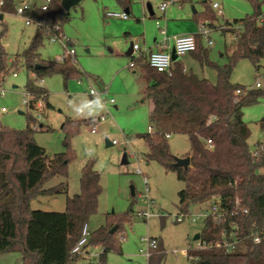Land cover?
Listing matches in <instances>:
<instances>
[{
    "label": "trees",
    "instance_id": "obj_1",
    "mask_svg": "<svg viewBox=\"0 0 264 264\" xmlns=\"http://www.w3.org/2000/svg\"><path fill=\"white\" fill-rule=\"evenodd\" d=\"M117 2L122 6L129 5L128 0ZM251 2L254 6L252 15L227 21L221 27L233 38L223 53L228 59L226 64L219 65L210 60L202 37L195 35L196 49L190 53L202 67L215 68L216 83L191 70L186 71L179 59L173 61L171 75L151 67L147 57L136 60L140 69L141 100H151L150 120L157 125L156 131L140 135L146 142L143 159L158 162L185 183L178 192L180 213L189 212L192 204L209 207L213 199H219L227 219L217 222L212 216L204 218L200 241L214 244L222 239L238 240L231 251L217 246L188 249V264H264V173L258 172L264 167V141L258 142L255 149L250 148L251 129L244 120V109L260 102L264 89L248 88L230 79L233 68L241 59H249L256 70L264 65V20L259 21L263 11L259 0ZM4 9L13 12V0H7ZM29 14L51 26L57 23L63 26L68 17L62 0H54L49 10L38 9ZM154 14L152 10L151 16ZM202 19L209 27H218L215 12L208 4ZM6 31L5 26L0 32V77L17 70L15 63L9 62L1 43ZM44 37L43 28L36 27L29 46L13 58L20 63L21 57L27 72L35 75L25 84V90L30 93L31 109L39 99L45 100L48 96L47 89L37 84L39 77L60 73L68 80L82 74L73 62L74 57L64 56L62 61L42 59L38 50ZM237 89L242 93H236ZM27 117L28 124L23 129L0 125V253L20 252L23 264H74L81 254L73 253L72 249L81 238L83 225L97 212L102 191L100 173L92 160L85 163L80 191L67 195L64 211L32 209L31 202L38 195L67 194L71 159L67 149L80 121L67 119L63 123V142L67 149L50 155L34 137L43 124L34 128L37 120L30 113ZM84 121L94 122L95 119ZM261 123L264 125V117ZM173 130L188 135L190 152L186 156H190V163L187 167L174 164L168 141ZM57 176L63 180L45 187ZM236 201L239 202L237 208ZM122 221L123 216L108 215L106 224L91 232L84 250L89 245L101 247L95 264H108L109 252L120 250L117 234L123 231ZM113 226L116 229L111 232ZM255 235L260 237L259 243L255 242ZM153 255L150 263L161 261L165 254L160 247Z\"/></svg>",
    "mask_w": 264,
    "mask_h": 264
},
{
    "label": "rangeland",
    "instance_id": "obj_2",
    "mask_svg": "<svg viewBox=\"0 0 264 264\" xmlns=\"http://www.w3.org/2000/svg\"><path fill=\"white\" fill-rule=\"evenodd\" d=\"M128 1L130 4L125 7L117 0H81L70 8L62 28L64 34L74 41L73 62L82 74L68 80L60 73L39 77L37 82L48 91L47 99H42V107L39 109L31 110L25 103V84L29 77L35 78V75L32 77L27 72L21 57L20 63L15 62L17 70L1 74L0 90L4 92L0 94V125L23 129L28 124L27 114L40 113L43 125L35 132L34 137L50 155H54L67 149L63 142V123L67 119L80 121L67 149L71 155L67 194L38 195L32 200L31 208L64 211L67 195L72 196L80 191L82 168L92 160L100 173L102 191L98 198L97 212L89 218V230L92 232L105 225L108 215L123 216V231L117 234L121 247L118 251L109 252L108 264H188V257L184 252L187 248L197 247L199 240H194L193 237L201 232L204 217L176 222L173 216L179 213L178 192L184 188L185 183L177 178L175 172L167 171L156 161L147 162L142 157L146 145L140 135L152 128L157 130V125L150 120L151 102L142 101L137 95L136 84L139 83L140 69L138 66H129L132 58L128 50L133 44H137L140 50L131 54L140 53L139 51L148 49L154 38H164L156 25L157 20L166 28V35L171 38L169 40L174 36L198 33L201 23H207L202 19V12L208 4L215 12L218 27L208 26L213 44L209 46L204 38L202 41L208 49L210 60L224 65L228 59L223 53L233 38L231 34L224 33L221 27L227 21L252 15L254 6L251 0H172L163 15L159 6L166 0ZM259 1L264 14V0ZM214 2L220 5L221 15L218 14L219 9L213 7ZM149 4L155 13L153 17ZM108 11L127 12L129 17L123 19L108 16ZM165 20L169 23L168 27ZM4 21L7 31L1 43L9 59H13L29 46L36 25L26 24L23 17L10 12L5 14ZM181 31L184 32L183 35L177 33ZM38 52L42 59L56 61L57 57L64 55L65 49L61 43L49 42L45 36ZM182 60L199 77L204 76L213 83L217 82L215 68L202 67L192 53L183 55ZM230 79L248 88L259 80L264 89V65L256 70L249 59H241L233 68ZM90 81L101 92L106 104L98 103L89 94ZM112 98L114 103H109ZM244 112V120L251 129L248 142L253 150L258 142L264 141V125L261 123L264 117V97L257 104L246 107ZM100 115H104L108 130L102 131V124L98 123L97 131L92 132L96 122L84 120L95 119ZM106 137L117 143L107 145ZM168 141L174 157H185L190 152L186 132L173 130ZM125 157L127 162H124ZM258 172L264 173V167L259 168ZM144 176L148 181L147 191ZM62 180L60 176L54 177L45 187L56 185ZM132 186L135 195L131 194ZM147 200L150 201L152 215L144 219L138 214L147 208ZM203 206L192 204L190 211L197 215L202 212ZM116 225L118 228V223ZM147 235L162 240L165 255L159 262L150 263L140 253L143 244L141 238ZM85 250H89V253ZM85 250L74 264H95L98 261L101 247L89 245ZM0 264H23L20 252L0 253Z\"/></svg>",
    "mask_w": 264,
    "mask_h": 264
},
{
    "label": "built area",
    "instance_id": "obj_3",
    "mask_svg": "<svg viewBox=\"0 0 264 264\" xmlns=\"http://www.w3.org/2000/svg\"><path fill=\"white\" fill-rule=\"evenodd\" d=\"M53 1L54 0H13L14 11L10 12V13H15L16 15L23 17L25 19L26 24L34 23L36 25V27H42L43 31L45 33V36H47L49 42L61 43L65 49V52H64V55L62 57H57V60L62 61L64 56L74 57L75 50L72 47V45H74V41L69 39L64 34L62 25L60 23H57V24L52 25V26L51 25H44L43 21H39L29 14L35 10H38V9H41L43 11L49 10ZM171 2H172V0H169V1L166 0V1L162 2L159 6V9L162 12H165ZM6 3H7V0H0V16H2V17H0V32L3 31L5 26H6V23L4 21V16L6 13H9L8 10L4 9V5ZM213 7L219 9V11H218L219 15L222 14V11L220 10V5L217 2L213 3ZM107 15L112 16V17H119V18H123V19H127L129 17V14L127 12L108 11ZM263 20H264V14L262 16H260V18H259L260 22ZM156 25L160 29V32L164 35L163 42H165L166 40H168L165 28L160 25L159 20L156 21ZM196 34H198L202 38H204L209 46L211 44H213V41L210 37V29L206 23L201 24L200 31ZM196 34L188 35V36H181V37H176V36L173 37V39H174L173 49L179 57L183 56L187 53H190L196 49V36H195ZM137 50H139V46L137 44H133L132 52H136ZM132 55H133V57H132L131 61L129 62V66L131 68H134L136 66V60L141 59L142 56L138 52L134 53ZM146 57H147V62L149 63V65L151 67H153L154 69H156L159 72H166L169 75H171L172 63L174 61L172 59V51L171 50H168V49L152 50V51L148 52ZM9 62L11 64L15 63L14 59H9ZM261 86H262L261 81L257 80L252 87L260 88ZM3 92H4L3 90H0V94H3ZM236 93L240 94V93H242V90L237 89ZM89 94L91 96H93L97 100L98 103L106 104V101L102 98L101 92L98 91L93 86L91 81L89 82ZM41 100L42 99H39L35 103V107L33 108V110H37L38 108H40L42 106ZM114 101L115 100L112 98V99H110L109 103H114ZM25 103L31 109V107H30V93L27 91L25 92ZM2 110L5 111L6 109L2 108ZM33 116L37 120V123L34 125V128H38V126L41 123V121H40L41 114L39 113V114H37V115L35 114ZM95 122L96 123L92 127V132L97 131V124L98 123L105 124L104 123L105 122L104 115H100L97 118H95ZM111 142H112V144L117 143L116 140H113ZM144 182H145L146 191H147L148 190L147 189L148 181H147L146 176H144ZM147 204H148L147 208L145 210L139 212V214H138L140 217H142L144 219H148L152 215V213L149 209V206H150L149 200H147ZM237 207H239L238 201H236V204H235V208H237ZM201 216H203L204 218H206L208 216H212L213 219L217 222H223L224 220L227 219V213L225 210H223L219 206V199L218 198L213 199L212 202L210 203L209 207H203L202 212L197 214V215L193 214L191 211L186 212V213H180L179 212L178 214L173 216L174 217L173 219L176 222L184 221L186 218L194 221L198 217H201ZM90 236H91V231L89 230L88 223H85L82 227L81 238L78 241V243L75 245V247L72 249V252L77 253V254L82 253L84 251V246L88 242V239ZM141 240L144 243L145 247L140 248V253H142L144 256L149 258L152 255V250H154L155 248L158 247L157 241H156V239H154L150 236L142 237ZM254 240H255V242L259 243L260 237L258 235H255ZM237 242H238L237 239L231 240V241H229L227 239H222V240H218L214 244H211V243L207 244L206 242L199 240L196 248H207V247L217 246V247H224L226 249V251H231V249L236 245ZM188 249H195V248H187L186 253H187Z\"/></svg>",
    "mask_w": 264,
    "mask_h": 264
},
{
    "label": "crops",
    "instance_id": "obj_4",
    "mask_svg": "<svg viewBox=\"0 0 264 264\" xmlns=\"http://www.w3.org/2000/svg\"><path fill=\"white\" fill-rule=\"evenodd\" d=\"M130 4V3H129ZM128 6V5H127ZM127 6H125V7H127ZM128 9V8H127ZM129 10V9H128ZM166 14V11L165 12H163V15H165ZM165 24H166V26L168 27V21H166L165 20ZM202 24V23H201ZM165 28V27H164ZM165 30H166V28H165ZM179 35H183V31H181V32H177ZM190 35H192V34H190ZM186 36V35H185ZM188 36V35H187ZM144 41L146 42L147 41V37L145 36V34H144ZM169 39H171V38H168V40ZM168 40H166L165 42H163V39L162 40H159V39H157V37L156 38H154V41H153V43H151L150 44V46L148 47V49L147 50H145V51H139L140 52V54H141V58H143V57H146L147 56V54H148V52H150V51H152V50H157V49H168V50H173V47H174V40L172 39V40H169V42H168ZM166 46H165V45ZM139 50H140V48H139ZM183 64H184V62H183V60H182V56H180L179 58H178ZM177 59V60H178ZM184 67H185V69H186V71H192V67L189 69V67H186L185 66V64H184ZM197 74V73H196ZM32 77H33V74H32ZM204 77V76H203ZM37 84L38 85H40V86H42L41 84H39L38 82H37ZM137 86H136V91H137V95L139 96V99L141 98V94H140V90H141V85H140V83H138V84H136ZM44 87V86H43ZM139 99L137 100V101H139ZM150 101L151 102V100L150 99H146V101ZM41 103H43V100H41ZM42 107V106H41ZM39 109V108H38ZM150 109H152V102H151V106H150ZM151 111V110H150ZM244 115H245V112H244ZM40 124H42V122L40 123ZM151 127H153V126H151ZM151 131H154L153 130V128H152V130ZM156 131V130H155ZM144 142H145V140H144ZM145 145H146V142H145ZM124 160H126V162H127V159H126V157L124 158ZM148 236V235H147ZM150 236V235H149ZM150 237H152V238H157V237H153V236H150ZM193 239H194V237H193ZM157 244H158V247L157 248H155L154 250H152V255L153 254H155V252L158 250V248H162L163 250H164V248H163V244H162V240L160 239V238H157ZM141 242H142V240H141ZM143 243V242H142ZM145 247V245H144V243L141 245V247L140 248H144ZM86 251V253H89V250H85ZM102 252V249L100 250V252H99V255H100V253ZM184 253H186V251L184 252ZM142 254V253H141ZM99 255H98V259H99ZM152 255L148 258V260H150V258L152 257ZM187 255V254H186ZM154 256V255H153ZM146 257V256H145Z\"/></svg>",
    "mask_w": 264,
    "mask_h": 264
},
{
    "label": "water",
    "instance_id": "obj_5",
    "mask_svg": "<svg viewBox=\"0 0 264 264\" xmlns=\"http://www.w3.org/2000/svg\"><path fill=\"white\" fill-rule=\"evenodd\" d=\"M80 1H81V0H62V6H63V8H64L66 11H69L70 8H71L73 5L78 4ZM148 8H149L150 14H152V7L150 6V4L148 5ZM0 17H2V16H0ZM128 51H129V54L132 53V46L129 48ZM178 58H179V56L175 53V51H174V49H173V50H172V59H173V60H177ZM38 67H39V66L37 65L36 68H38ZM20 113H23V112L20 111ZM101 128H102V131H104V132L108 130V126H107V124H102V125H101ZM105 141H106V144H107V145H112V142H111V140H110L108 137L105 138ZM174 159H175V162H174L175 165H179V166L187 167V166L189 165V163H190V156H186V157H176V156H175ZM124 162H126V160H124ZM131 194H132V195H135V191H134L133 186H132V188H131ZM128 209H130V206H129ZM115 228H116V226H113L112 229H111V232H114ZM199 238H200V234L197 233V234L194 236V240H199Z\"/></svg>",
    "mask_w": 264,
    "mask_h": 264
}]
</instances>
